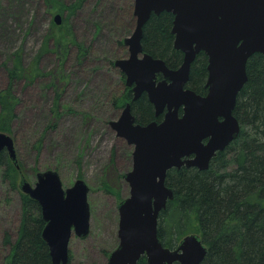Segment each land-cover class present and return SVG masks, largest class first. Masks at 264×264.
<instances>
[{"label": "water", "instance_id": "1", "mask_svg": "<svg viewBox=\"0 0 264 264\" xmlns=\"http://www.w3.org/2000/svg\"><path fill=\"white\" fill-rule=\"evenodd\" d=\"M163 12L174 16V48L184 54L178 69L143 49L145 25L152 14ZM134 16L135 30L124 41L129 57L115 66L127 86H134L133 100L147 93L156 116L167 112L161 124L134 125L127 104L121 118L110 124L135 148L133 169L125 177L131 193L119 205V245L108 264H138L143 257L147 264H202L208 248L200 236L188 235L174 249L159 238L160 215L174 199L167 174L182 166L207 170L217 153L239 137L242 127L234 110L248 81L249 59L264 54V0H135ZM55 22L60 24L61 16ZM202 52L209 60L206 96L187 88L192 64ZM160 74L163 80H158ZM5 150L17 164L13 137L0 132V154ZM21 190L42 208L47 223L43 238L53 264H68L72 237L90 232L89 187L78 180L65 189L60 174L49 170L38 173L34 187L23 179Z\"/></svg>", "mask_w": 264, "mask_h": 264}, {"label": "rangeland", "instance_id": "2", "mask_svg": "<svg viewBox=\"0 0 264 264\" xmlns=\"http://www.w3.org/2000/svg\"><path fill=\"white\" fill-rule=\"evenodd\" d=\"M134 1L0 0V93L10 86L17 97L11 135L22 174L34 184L38 172L56 170L65 188L83 179L90 189V232L71 239V264H108L119 245L118 207L130 196L124 176L133 148L110 123L123 110L114 104L125 89L114 62L128 57L121 43L136 27ZM58 13L62 25L52 23ZM79 51L84 63L74 68ZM18 62L24 76L11 80ZM73 69L84 71L70 76ZM20 215L18 194L0 178V264H10L5 236L17 240Z\"/></svg>", "mask_w": 264, "mask_h": 264}, {"label": "trees", "instance_id": "3", "mask_svg": "<svg viewBox=\"0 0 264 264\" xmlns=\"http://www.w3.org/2000/svg\"><path fill=\"white\" fill-rule=\"evenodd\" d=\"M173 21L170 13L152 14L144 27L142 45L145 53L178 69L184 54L174 48ZM208 64L207 55L200 53L187 84L201 96L208 93ZM247 72L248 81L234 110L242 127L239 137L212 159L207 170L181 167L167 174L166 185L174 190V199L160 215L159 238L165 247L174 249L184 237L200 236L208 248L202 264H264V54L249 59ZM24 73L21 62L15 63L9 79ZM133 98V90L126 87L114 104L123 108L130 102L141 125L156 121L154 105L147 96ZM17 104L10 86L0 93V132L13 133ZM19 166L23 170L20 161ZM20 176L9 154L1 153L0 178L9 194H18L21 203L18 238L13 242L9 233L5 236L11 251L10 264H53L43 238L46 222L42 208L21 192ZM138 264H147L146 258Z\"/></svg>", "mask_w": 264, "mask_h": 264}, {"label": "flooded vegetation", "instance_id": "4", "mask_svg": "<svg viewBox=\"0 0 264 264\" xmlns=\"http://www.w3.org/2000/svg\"><path fill=\"white\" fill-rule=\"evenodd\" d=\"M45 1V0H44ZM58 14H60V13H58ZM58 14H56V15H58ZM55 15V16H56ZM61 15V14H60ZM62 16V15H61ZM66 17V16H65ZM133 19H135V20H137V18L134 16V11H133ZM62 19H63V17L61 18V24H57L56 22H55V17H54V22L52 21V23H55V24H57V25H62ZM125 40V39H124ZM122 45H124V43L122 44ZM125 46V45H124ZM64 50V48H62V52H64L63 51ZM84 59H85V55L84 54H81V52L79 51V55H76V62H75V66H74V68L75 67H77V66H79V67H81L82 66V64L84 63ZM114 65H115V62H114ZM172 69V68H171ZM84 70H79V69H77V70H72V72H70V76H74V74L75 73H77V74H79L80 72H83ZM121 71V70H120ZM121 73H122V75H123V78L122 79H124V84H125V89H126V87H128L127 86V84H126V76L124 75V73L121 71ZM65 73L64 72H62V71H60V75L63 77V76H65L64 75ZM66 78H68V75H66ZM158 80H163V76H162V74H160V75H158ZM134 87V86H133ZM133 87H128V88H130L131 90L133 89ZM125 89H124V91H125ZM123 88L121 89V91L119 92V96H123ZM60 92H61V90H60ZM146 96H147V98H148V100H149V97H148V94L147 93H144ZM118 96V97H119ZM117 98V97H116ZM149 102H150V100H149ZM130 103V102H129ZM151 103V102H150ZM128 103H126L124 106H123V110H121V111H124V108L126 107V105H127ZM131 104V103H130ZM155 108V107H154ZM131 110H132V108H131ZM165 113L166 112H164V113H162L160 116H156V110H155V116H156V121L160 124V123H162L163 122V120H164V116H165ZM132 114H133V112H132ZM121 115H122V112H121ZM120 115V116H121ZM134 115V114H133ZM184 115V113H183V110H181L180 111V113H179V117L181 118L182 116ZM135 116V115H134ZM56 117H59V115L57 114V116ZM134 125H139V123H137V121H136V118H135V123H134ZM141 125V124H140ZM142 126H145V125H142ZM118 137V136H117ZM16 148H17V146H16ZM132 152H133V150H132ZM131 152V153H132Z\"/></svg>", "mask_w": 264, "mask_h": 264}, {"label": "bare ground", "instance_id": "5", "mask_svg": "<svg viewBox=\"0 0 264 264\" xmlns=\"http://www.w3.org/2000/svg\"><path fill=\"white\" fill-rule=\"evenodd\" d=\"M15 149H16V151H17L16 145H15ZM110 190H111V189H110Z\"/></svg>", "mask_w": 264, "mask_h": 264}]
</instances>
